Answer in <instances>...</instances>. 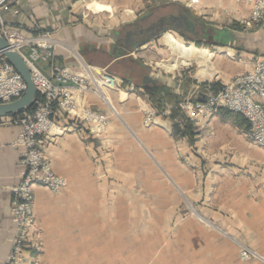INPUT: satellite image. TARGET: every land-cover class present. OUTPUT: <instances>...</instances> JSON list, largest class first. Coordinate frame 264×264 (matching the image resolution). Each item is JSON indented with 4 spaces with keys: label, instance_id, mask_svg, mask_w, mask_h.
Instances as JSON below:
<instances>
[{
    "label": "crops",
    "instance_id": "crops-1",
    "mask_svg": "<svg viewBox=\"0 0 264 264\" xmlns=\"http://www.w3.org/2000/svg\"><path fill=\"white\" fill-rule=\"evenodd\" d=\"M95 1L99 3L95 4L99 5L100 9L90 18L92 24L87 23L90 20L77 19V14L73 11H66V14V0H19L14 5V11H6L3 15L4 18L6 14L15 15V23L5 19L19 31L22 24L29 22H39L40 27L54 28L55 31L51 34L59 43L53 55L55 64L78 73L85 72L86 68L95 73H107L106 70L111 65H123L127 62L142 68L137 63L136 54L145 49L144 45L149 43L151 52L158 56L160 52L156 45L167 44L166 37L169 34L163 37L153 35L147 43L136 41L134 38V42H129L131 51L111 56L106 49L113 45L116 37L122 33L121 26L150 23V18L156 20L155 22H168L169 18L179 14V7L193 9V14L205 23L199 36L205 38V32L208 31L220 44L209 43L210 48L199 49L212 54L209 59L203 56L193 60V72L184 66L183 77L178 71L170 76H163L157 70L147 74L139 71L137 67H131L126 77L128 79L124 80L111 74L117 78L118 87L103 88V95L107 105L117 111L122 128L128 129L139 140L149 151L155 164L160 166L168 178H171L188 197L192 198L197 190L201 194L214 191L216 195H226L233 207L246 208L247 215L255 216L254 226L248 227V232H252L262 241L258 252L264 256V150L253 144L247 138L246 131L223 116L222 111L193 125L198 131L193 144H190L187 138L172 133V121L165 114H159L154 125L144 126L143 110L152 104L148 98V90L147 93L140 92V87L135 83L137 77H140L142 87L146 86L149 80H155L156 86L165 88L158 92L150 91L156 96L174 93L183 95L184 101L203 100L212 91L202 88L201 84L218 82L222 85L239 72L251 70L257 61L263 58L264 25L246 31L232 29L231 25L247 17L251 9L250 5L238 4L234 0H198V3L191 7L187 5L188 0ZM73 2L71 7L82 0ZM63 19H67L66 24L62 22ZM172 23L169 25L170 29L178 28ZM192 24L190 21L187 23L189 32L192 30ZM43 29L41 31H44ZM195 31L196 28L191 33L194 34ZM160 39H163V42H160ZM96 54L109 55L110 58L100 67H94L90 61L83 59L84 56ZM36 66L43 74L49 75L48 62L37 61ZM185 79L193 82L184 87ZM82 95L78 97L80 105L106 114L99 97L90 93ZM10 117L0 118V262L6 258L14 234L10 213L11 188L18 184L21 169V149L11 146L19 128L8 123ZM122 128L108 117L106 134L120 136L124 131ZM94 139L89 135L79 136L75 132L53 134L46 139L45 154L50 159L53 170L64 177L67 183L84 181V178H106L100 177L99 168L107 163L110 154L105 151L104 143L98 144V140ZM114 150L113 156L119 166L117 162L121 159V146H115ZM196 178L201 179L196 181ZM203 179L204 183L209 184L203 185ZM33 193V214L42 230L43 246L46 247L50 222L46 218L49 216V207L45 206V199H53L57 194H51L40 185L34 187Z\"/></svg>",
    "mask_w": 264,
    "mask_h": 264
},
{
    "label": "rangeland",
    "instance_id": "rangeland-1",
    "mask_svg": "<svg viewBox=\"0 0 264 264\" xmlns=\"http://www.w3.org/2000/svg\"><path fill=\"white\" fill-rule=\"evenodd\" d=\"M66 2L68 5L64 11L75 12L77 16L72 14L77 19L89 21L100 9V6L95 4L99 3L95 0H82L81 3L72 7L73 0H66ZM197 3H191L188 0L187 5L191 7ZM14 5L11 6L10 11L15 10ZM191 11L194 13L193 9ZM250 13L251 9L247 17L238 21L240 28L236 30H253L264 25L252 24L245 28L242 21L248 18ZM14 16L6 14L5 18L15 23ZM150 19L148 20L150 23H143L140 27L149 28L156 21ZM62 22L66 24L67 19H63ZM90 22L91 20L87 23L92 24ZM130 25L121 26L122 33L120 32L113 45L106 49L111 56L119 54V50L121 54L131 51L132 46L125 41L124 32L135 26V24ZM169 27L165 26L154 34H147L143 37L142 43L149 42L153 35L163 37L166 34L172 35L184 46L192 45L197 49L208 48V43H211L199 37L201 46L195 45L198 41L197 36L203 28L200 25L196 26L194 34L191 33L193 30L189 32L181 25L174 30ZM41 28H44V31H41ZM20 29L26 34L47 31L51 34L55 31L50 26L40 27L39 22L22 24ZM160 42H163V39H160ZM144 47L145 49L136 54L137 63L142 68L127 62L123 64L124 66L111 65L106 72L125 80L131 67H137L139 71L147 74L157 70L163 76H170L178 71L182 77L185 72L184 66L191 72L195 68L193 60L182 62L175 52L171 54L172 50L168 44L156 45L160 52L158 56L151 52L149 43ZM53 55L45 61L38 60L48 62L49 75L52 66H59L53 62ZM262 57L257 63L264 61V56ZM109 58V55L96 54L84 56L83 59L90 61L94 67H100ZM180 63L187 65H180ZM175 65L178 67L172 68ZM86 70L94 74L100 73H95L89 68ZM139 79L140 77L135 78L136 85L140 87V92L147 93V89L140 86ZM184 81L187 82V79ZM155 82V80H149L147 86H154ZM228 82L214 92L220 91ZM79 96L83 95L79 93ZM99 98L103 102L108 117L122 128L117 111L107 105V100ZM183 102L180 108L185 116L192 125L198 123L200 120L187 116L182 107ZM157 117L156 114L155 122ZM107 127L100 137L89 135L95 138L94 140H98V144L104 143L105 151L110 154L107 163L99 168L100 177L106 178H84V181L70 184L66 180V186L59 194L53 196V199H45V206L49 207V216L46 218L50 222L47 233L48 246H43L42 230L34 216L36 222L34 235L37 236L40 245L38 250L30 254L31 256L26 252L27 264H264V256L258 252L262 241L252 232H248V227L254 226L255 216L247 215L246 208L233 207L231 200L226 199V195H216L214 191L201 194L197 190L192 198L188 197L171 178H168L166 172L155 164L149 151L128 129L122 128L124 131L120 136L116 134L109 136L106 134ZM117 145L121 146V159L117 162L119 166L116 165L113 156ZM200 179L196 178V181ZM204 179L203 185H208L209 182L204 183ZM33 204L34 193L32 210ZM243 210L244 213H242ZM245 250L255 255L243 259L241 251Z\"/></svg>",
    "mask_w": 264,
    "mask_h": 264
},
{
    "label": "built area",
    "instance_id": "built-area-1",
    "mask_svg": "<svg viewBox=\"0 0 264 264\" xmlns=\"http://www.w3.org/2000/svg\"><path fill=\"white\" fill-rule=\"evenodd\" d=\"M251 6L250 16L242 21L243 26L264 24V0H235ZM19 0H0V35L8 48L16 51L28 66L38 99L33 109L10 117L8 123L19 128L11 146L20 148V179L11 188L10 213L14 228L10 250L0 264H27V254L39 249L34 235L35 218L32 210L33 190L43 186L52 194H59L66 186V179L58 175L45 154L46 139L53 134L75 132L79 136H102L108 124L106 114L82 106L78 94L99 95L98 81L115 88L117 79L107 73L100 76L74 73L67 67L52 66L50 75L43 74L36 62L52 57L58 41L48 32L26 34L12 27L4 18ZM196 3L198 0H190ZM85 18V15H83ZM110 81V82H109ZM106 82V83H105ZM26 89L22 77L0 54V102L17 98ZM264 61L253 70L234 75L218 92L207 94L203 100H186L182 107L191 119L201 120L220 110L242 115L248 123V139L264 150ZM155 111L143 110V123L155 122ZM30 251V252H29ZM249 250L241 251L243 259L254 256ZM31 256V255H30Z\"/></svg>",
    "mask_w": 264,
    "mask_h": 264
},
{
    "label": "trees",
    "instance_id": "trees-1",
    "mask_svg": "<svg viewBox=\"0 0 264 264\" xmlns=\"http://www.w3.org/2000/svg\"><path fill=\"white\" fill-rule=\"evenodd\" d=\"M178 9H179V12H178L179 14H176L175 16H173L172 18H169V19H180V18L183 19L185 17L184 18L185 24L189 23V21L191 23L193 22L191 27L196 28L197 25H200L202 27L205 26V23L201 19L197 18L191 10L184 8V7H179ZM195 28H193L192 30L194 31ZM231 28L236 29V28H240V27H239L238 23H233L231 25ZM205 33H206V36H205L206 40L211 41V44L220 45V44H218L217 41H215L211 37V34L208 31ZM199 37L200 36L198 35L197 36L198 41L195 42V45L198 47L201 46V43L199 41L200 40ZM203 39H204V37H203ZM207 47L210 48L209 43H208ZM262 56H264V51L262 52ZM192 82H193L192 80L187 79V82H185L184 87H187V85L189 83H192ZM201 87L204 89L208 88V90H211L214 92V91L219 90L221 88V85H219L218 83L212 82V83H203V84H201ZM148 98L152 104L151 106L155 109L157 116L159 114H165L172 121V133L175 135H180L182 137L187 138L188 142L190 144H193V142H194V140L198 134V131L192 125L190 120L185 116V114L183 113V111L180 108V104L184 101L183 95L168 93V94L160 97V96H156L154 93H152L148 90ZM37 99H38V95H36V100ZM192 101H194V100H192ZM32 108H33V105L31 107L25 109V110L19 111L17 114H20V113L25 112V111H29ZM222 115L229 118L234 123V125L238 126L243 131L248 130V123L242 115L231 112V111H226V110L222 111ZM9 116L12 117L15 115H9ZM33 252L34 251H32V253Z\"/></svg>",
    "mask_w": 264,
    "mask_h": 264
},
{
    "label": "water",
    "instance_id": "water-1",
    "mask_svg": "<svg viewBox=\"0 0 264 264\" xmlns=\"http://www.w3.org/2000/svg\"><path fill=\"white\" fill-rule=\"evenodd\" d=\"M120 51L121 50L118 51L119 54H121ZM0 54L4 57L6 62L13 66L26 84V89L17 98L6 102H0V118H2L9 115H16L19 111L31 107L35 102L37 92L32 81L30 70L25 61L16 51L8 48L6 41L1 35ZM144 88L147 90L150 89L147 85L144 86ZM151 88L153 92L165 90V88H159L156 85Z\"/></svg>",
    "mask_w": 264,
    "mask_h": 264
},
{
    "label": "bare ground",
    "instance_id": "bare-ground-1",
    "mask_svg": "<svg viewBox=\"0 0 264 264\" xmlns=\"http://www.w3.org/2000/svg\"><path fill=\"white\" fill-rule=\"evenodd\" d=\"M94 4V3H93ZM94 6V5H93ZM96 8V7H95ZM95 8H93V9H95ZM166 42H167V44L170 46V48H171V50H172V52H175L180 58H181V60H182V62H190V60H198L200 57H203V56H205L206 57V59H209L210 57H211V55L210 54H208L206 51H203V50H199V49H197V48H195L194 46H192V45H190V46H184V45H182V44H180L172 35H167V37H166ZM259 63V62H258ZM257 63V64H258ZM68 68V67H67ZM69 69V68H68ZM254 68H252L251 70H253ZM70 70V69H69ZM72 71V70H71ZM250 71V70H249ZM72 72H74V71H72ZM74 73H78V72H74ZM78 74H83V75H90V74H93V75H95V76H100L101 74H103V73H99V74H94L92 71H89V70H85V72H79ZM117 79V78H116ZM118 81V80H117ZM110 82V81H109ZM106 83V82H105ZM104 81L103 80H101V81H98L97 83H96V85L97 86H99L100 88H99V97H101L103 100H105L106 101V98H105V95H103L104 94V92H103V88H105L104 87ZM116 87H118V85H116ZM115 87V88H116ZM106 88H108V87H106ZM109 89H112V88H109ZM84 94H86V93H84ZM90 94H93V93H90ZM94 95H96V94H94ZM97 96V95H96ZM148 107H150V106H148ZM150 108H152V107H150ZM153 109V108H152ZM155 111V110H154ZM155 118H156V114H155ZM142 123H143V118H142ZM153 124V123H152ZM143 125H144V123H143ZM151 125V124H150ZM150 125H148V126H150ZM144 126H146V125H144Z\"/></svg>",
    "mask_w": 264,
    "mask_h": 264
},
{
    "label": "flooded vegetation",
    "instance_id": "flooded-vegetation-1",
    "mask_svg": "<svg viewBox=\"0 0 264 264\" xmlns=\"http://www.w3.org/2000/svg\"><path fill=\"white\" fill-rule=\"evenodd\" d=\"M172 24L177 25V26H183L184 28H187V24L183 22V19H170L168 22H165L164 20H160L159 22L152 23L149 28L143 29L140 27L139 24L135 23V26L131 30H127L125 32V41L127 42H134V38L136 41H143V37L147 36V34H154L156 31H158L160 28L169 26ZM150 89L149 91H152L153 89L151 88L152 86H149ZM152 89V90H151Z\"/></svg>",
    "mask_w": 264,
    "mask_h": 264
}]
</instances>
